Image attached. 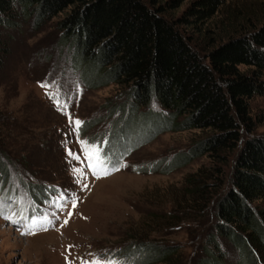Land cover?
<instances>
[{
    "label": "rangeland",
    "instance_id": "1",
    "mask_svg": "<svg viewBox=\"0 0 264 264\" xmlns=\"http://www.w3.org/2000/svg\"><path fill=\"white\" fill-rule=\"evenodd\" d=\"M196 2L159 0L156 6L168 5L165 14L177 19ZM65 15L43 23L19 17L18 26L3 29L8 56L0 68V171L7 180L0 177V264H89L94 258L131 264L128 251L137 243L175 246L171 264H200L215 248L212 239L225 254L223 264H238L237 247L217 228V201L233 184L243 141L264 137V95L252 99L253 129L243 127L240 146L222 153L224 162L203 155L171 167L210 132L149 136L144 127L128 138L120 135V143L141 142L119 152V165L111 164L107 144L126 127L122 109H128L129 87L82 81L84 71L73 65L71 47L62 39ZM262 22L264 0H225L206 23L181 27L206 52ZM53 82L62 85L59 91L41 86ZM150 109L165 112L156 102ZM75 120L83 122L79 135ZM80 138L94 141L107 157V175L92 174ZM215 167L224 174L218 176ZM202 182L204 192L192 193ZM31 184L44 192L42 198L31 194ZM253 206L264 210V197Z\"/></svg>",
    "mask_w": 264,
    "mask_h": 264
},
{
    "label": "trees",
    "instance_id": "2",
    "mask_svg": "<svg viewBox=\"0 0 264 264\" xmlns=\"http://www.w3.org/2000/svg\"><path fill=\"white\" fill-rule=\"evenodd\" d=\"M158 1L0 0V68L8 56L4 28L18 26L19 17L43 23L66 13L59 27L71 47L73 65L84 71L82 81L92 87L109 83L129 87L128 109H122L126 127L118 138L112 134L107 144L111 164L119 165V152L141 142L120 143V135L128 138L134 129L144 127L151 130L149 136L164 130L210 132L184 160L175 158L171 167L203 155L226 160L222 153L240 146L243 127L253 129L252 99L264 95V22L231 35L206 53L181 26L206 23L225 0H197L177 19L165 14L168 5L157 7ZM154 102L165 112L151 110ZM144 107L148 109L141 111ZM215 170L218 176L224 174L221 167ZM0 177L7 180L1 171ZM232 181L217 201V228L237 247L238 264H261L264 210L253 202L264 197V137L243 141ZM30 187L34 197L44 196L35 184ZM203 188L204 182L192 193L204 192ZM210 242L215 248L207 249L208 257L200 264H223L220 245L214 239ZM129 250L131 264H171L177 247L137 243Z\"/></svg>",
    "mask_w": 264,
    "mask_h": 264
},
{
    "label": "snow or ice",
    "instance_id": "3",
    "mask_svg": "<svg viewBox=\"0 0 264 264\" xmlns=\"http://www.w3.org/2000/svg\"><path fill=\"white\" fill-rule=\"evenodd\" d=\"M41 86L46 88L56 87L58 91L62 87V85H58L55 82H53L52 85L42 84ZM51 98L55 99L56 98L55 94H53ZM74 124H75L74 131L76 132L77 135H79L83 122L80 120H75ZM78 143L81 145V151L83 152L85 158L88 161V168L91 170L92 174L97 175L98 178L101 173L103 175H107L108 174L107 165L109 164V161L102 155L101 149L97 146V144L94 141L84 138L78 139ZM68 154L72 156L73 159H79V156H76L70 150ZM112 170H116V168L112 166ZM81 174H83L82 170H81ZM46 221L49 224H51L52 222L50 219L47 218ZM89 264H121V262L115 258H111V259L94 258L91 262H89Z\"/></svg>",
    "mask_w": 264,
    "mask_h": 264
}]
</instances>
